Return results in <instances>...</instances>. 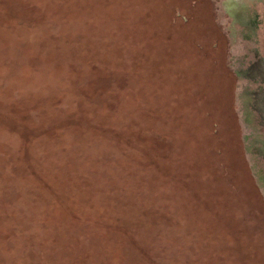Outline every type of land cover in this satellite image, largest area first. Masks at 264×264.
Listing matches in <instances>:
<instances>
[{"label":"rangeland","instance_id":"374dc122","mask_svg":"<svg viewBox=\"0 0 264 264\" xmlns=\"http://www.w3.org/2000/svg\"><path fill=\"white\" fill-rule=\"evenodd\" d=\"M212 0H0V264H264Z\"/></svg>","mask_w":264,"mask_h":264},{"label":"flooded vegetation","instance_id":"af4514ba","mask_svg":"<svg viewBox=\"0 0 264 264\" xmlns=\"http://www.w3.org/2000/svg\"><path fill=\"white\" fill-rule=\"evenodd\" d=\"M215 1L220 4L218 15L234 49H241L240 53H233L243 64L238 71L246 80L241 94L249 98L248 102H243L250 113L244 112L245 122L249 121L248 117H253L255 124L250 128L255 135L252 138L259 144L256 150L264 156V0Z\"/></svg>","mask_w":264,"mask_h":264},{"label":"water","instance_id":"95a60500","mask_svg":"<svg viewBox=\"0 0 264 264\" xmlns=\"http://www.w3.org/2000/svg\"><path fill=\"white\" fill-rule=\"evenodd\" d=\"M214 18L223 37H224V54H225V65L229 68L230 72L234 74L233 81V109L237 116L238 125L242 138V152L241 155L247 166L250 178L255 185L257 191L259 192L261 198L264 201V156L260 154L256 147L259 145L253 140L255 135L251 132L253 124H255L253 117H248L249 121L245 122L244 112L250 113L248 111L249 107L244 104L243 101L249 100L248 96H242L241 90L244 87L246 80H243L239 75V69L243 65L240 60H238L233 52L240 53V47L234 49V44L231 42L232 39L228 36V33L221 21L222 18L218 15L221 12L220 4L212 0ZM246 65V64H244ZM250 88L253 84L250 82ZM246 109V110H244ZM252 113V112H251ZM259 151V152H258ZM263 151V150H262Z\"/></svg>","mask_w":264,"mask_h":264}]
</instances>
